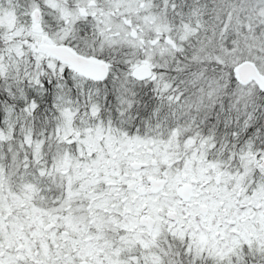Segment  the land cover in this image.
I'll use <instances>...</instances> for the list:
<instances>
[{
  "label": "snow or ice",
  "instance_id": "1",
  "mask_svg": "<svg viewBox=\"0 0 264 264\" xmlns=\"http://www.w3.org/2000/svg\"><path fill=\"white\" fill-rule=\"evenodd\" d=\"M0 264H264V0H0Z\"/></svg>",
  "mask_w": 264,
  "mask_h": 264
}]
</instances>
